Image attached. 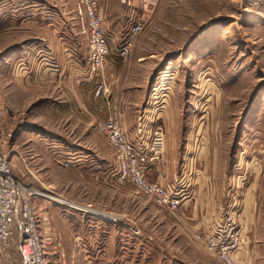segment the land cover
<instances>
[{
	"label": "rangeland",
	"instance_id": "1",
	"mask_svg": "<svg viewBox=\"0 0 264 264\" xmlns=\"http://www.w3.org/2000/svg\"><path fill=\"white\" fill-rule=\"evenodd\" d=\"M131 3L129 13L126 0H101L109 55L92 76L81 0H0V150L21 183L45 195L32 204L55 228L48 254L58 264H220L195 239L207 232L183 236L181 211L122 179L97 126L118 114L131 141L150 145V180L161 183L166 160L180 177L172 185L182 174L216 178L238 192L221 220L230 213L240 223L247 194L263 226L264 0H157L123 57L129 27L113 36L106 16L121 20L128 9L130 25L143 13ZM108 61L117 82L129 66L145 77L142 101L121 103L107 88L95 95Z\"/></svg>",
	"mask_w": 264,
	"mask_h": 264
},
{
	"label": "built area",
	"instance_id": "2",
	"mask_svg": "<svg viewBox=\"0 0 264 264\" xmlns=\"http://www.w3.org/2000/svg\"><path fill=\"white\" fill-rule=\"evenodd\" d=\"M81 1L82 18L87 21L88 27L84 32L91 36L89 60L90 74L93 76L109 55L107 39L103 32L104 10L101 0ZM128 2L132 8L131 0ZM156 3L157 0H135V4L143 13L133 14L128 30L129 38L126 46L120 49L121 56H127L132 48V41L144 31L147 22L145 12L153 9ZM105 90V83L99 82L95 95L100 97ZM97 128L116 152L122 179L132 183L155 204L172 212L182 210L184 203L191 197V191L181 182L166 186L149 179L148 169L143 162L146 160L145 151L150 149V145L143 140L131 141L118 114L100 121ZM41 196L40 192L20 182L14 175L12 159L0 150V248L2 251L11 250L18 236V251L22 264H50L48 246L54 244L52 230L46 228L50 227V221L42 206L32 204L34 198ZM233 209L230 208L229 211ZM195 239L220 264H235V256L241 251L243 244V230L235 216L228 213L213 230L204 235L196 234Z\"/></svg>",
	"mask_w": 264,
	"mask_h": 264
},
{
	"label": "crops",
	"instance_id": "3",
	"mask_svg": "<svg viewBox=\"0 0 264 264\" xmlns=\"http://www.w3.org/2000/svg\"><path fill=\"white\" fill-rule=\"evenodd\" d=\"M128 1L129 0H126V3L127 8L130 10V13L132 8L130 7ZM128 9L126 10V13ZM105 13H107V11ZM126 13L124 14L123 19L121 18V20L120 17L118 19H114L113 17L116 15L109 18L110 14L107 13L106 17L108 21V31L113 36L118 37L120 34L125 32L127 27H129V22L126 17L129 18L130 15L127 16ZM147 13L148 12H145V14ZM123 23L124 28H120V25ZM134 47L135 44L132 45L131 51H133ZM136 64L141 69L146 67L145 65H143V62H136ZM114 67L115 66L109 64L106 66V69L108 68L109 70L107 69V72L106 69L103 70L105 85L107 88L105 96H107V94L109 93H112L114 98H116L117 101H121V103H124V101L133 100L134 98L136 99L137 103L142 101L144 97H141L145 92V77H140L139 75L137 77H131L132 74L130 69L132 68V66H129V77L125 80H122L121 82H117V79H115L117 76V72ZM111 76L112 78H110ZM133 95H136V97H133ZM129 106L130 105H123V107L125 108V112L131 108ZM9 107L10 105L5 108L6 115H9ZM126 116L128 117L127 112ZM129 125H131L129 121L126 125H124L125 132L127 134H130L129 127L131 128V126ZM170 162L166 160V163L163 164V166H160V170L157 166H154V169L159 170L161 174L158 181L166 184L167 186H173L172 184L174 183V181H177L180 178H178L176 174H171L172 166L170 167ZM180 182L183 183V185H185L191 191V197L184 203V206L181 210V215L178 219L180 223H176V225L178 224L177 227L182 230L183 236L187 235L188 232H210L222 221V214L227 212L228 206L230 207L233 206V204H237L236 202L238 192L236 190V187L230 188L229 186L227 189L226 187H224L225 182H217L216 178H214L213 180H201V178H198L195 181L196 183H193L192 181H190V178H187L185 174H182V180L179 181V183ZM245 197V201H243V203L245 202V205L242 206L240 215V226L243 230V244L241 247V251L235 256V262L236 264H264V224L262 226L263 220L261 221V217L258 214V208L257 212H254L253 215V206L256 207V203L253 204V202H250L251 198L247 194L245 195ZM257 207H259L258 203ZM51 230L55 236V228H51ZM182 239L183 241H185L184 237H182ZM48 255L50 264H58L57 259L54 258L53 254L51 255V253H49ZM15 256L17 257V261L10 263V259L15 258ZM0 264H22V257L18 251V236H16L15 243L11 250H0Z\"/></svg>",
	"mask_w": 264,
	"mask_h": 264
},
{
	"label": "bare ground",
	"instance_id": "4",
	"mask_svg": "<svg viewBox=\"0 0 264 264\" xmlns=\"http://www.w3.org/2000/svg\"><path fill=\"white\" fill-rule=\"evenodd\" d=\"M40 194L42 195V196H45L44 194H42V191L40 192ZM50 197V196H49ZM50 198H52V199H54L53 197H50ZM56 201H59L58 199H55ZM63 204V203H62ZM65 206V205H64ZM96 213V212H95ZM99 216V215H98Z\"/></svg>",
	"mask_w": 264,
	"mask_h": 264
}]
</instances>
